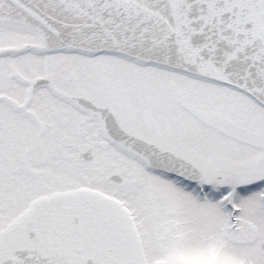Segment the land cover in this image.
Instances as JSON below:
<instances>
[{
    "label": "snow or ice",
    "instance_id": "6c2138e0",
    "mask_svg": "<svg viewBox=\"0 0 264 264\" xmlns=\"http://www.w3.org/2000/svg\"><path fill=\"white\" fill-rule=\"evenodd\" d=\"M0 264H264V0H0Z\"/></svg>",
    "mask_w": 264,
    "mask_h": 264
}]
</instances>
